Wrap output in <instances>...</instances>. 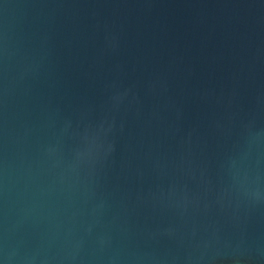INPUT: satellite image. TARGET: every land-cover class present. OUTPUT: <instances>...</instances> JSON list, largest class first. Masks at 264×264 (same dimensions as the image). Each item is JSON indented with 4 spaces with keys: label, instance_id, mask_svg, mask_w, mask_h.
Segmentation results:
<instances>
[{
    "label": "water",
    "instance_id": "water-1",
    "mask_svg": "<svg viewBox=\"0 0 264 264\" xmlns=\"http://www.w3.org/2000/svg\"><path fill=\"white\" fill-rule=\"evenodd\" d=\"M0 264H264V0H0Z\"/></svg>",
    "mask_w": 264,
    "mask_h": 264
}]
</instances>
